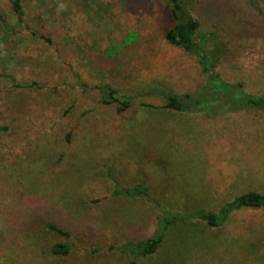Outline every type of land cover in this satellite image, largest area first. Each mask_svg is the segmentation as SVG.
<instances>
[{
  "label": "rangeland",
  "instance_id": "1",
  "mask_svg": "<svg viewBox=\"0 0 264 264\" xmlns=\"http://www.w3.org/2000/svg\"><path fill=\"white\" fill-rule=\"evenodd\" d=\"M21 3L25 25L0 0L19 32L0 25V74L28 87L12 96L11 117L31 115L49 131L31 126L35 137L0 146V264H264V209L243 208L218 228L170 226L151 256L121 250L155 236L157 205L218 213L241 194L264 193V111L179 113L145 96L155 84L185 95L206 82L196 57L166 40L176 23L166 1ZM184 8L201 21L197 42L221 77L263 96L264 0H184ZM105 85L134 96L133 107L100 104L119 95ZM137 186L150 200L114 194ZM61 243L70 254H50Z\"/></svg>",
  "mask_w": 264,
  "mask_h": 264
},
{
  "label": "trees",
  "instance_id": "2",
  "mask_svg": "<svg viewBox=\"0 0 264 264\" xmlns=\"http://www.w3.org/2000/svg\"><path fill=\"white\" fill-rule=\"evenodd\" d=\"M168 10L171 12L175 19L174 27L171 28L167 35L166 40L169 44L178 46L189 52L196 57V60L201 66L203 77H205V85L198 88L195 93H187L185 95H179L173 93L172 90L165 88L161 85H152L147 91H145L146 97H155L163 101V104L159 106L164 110H171L174 112L198 114L202 111H207L209 108L220 107L231 110H257L264 111V95L257 96L247 93L245 86L242 83H238L236 86L225 81L220 73L217 71L215 63L209 58L204 48L197 42L196 35L201 29V21L196 15H192L184 8V0H165ZM14 13L17 16V20L23 23V8L21 0H10ZM198 14V12H197ZM25 25V23H23ZM0 25L3 31L8 34H19L10 23L4 19L0 14ZM26 27V26H25ZM242 34V32H240ZM211 60V61H210ZM0 144L1 147H7L4 144L6 141H11L17 136L33 135L31 126L36 127V135L48 134L49 128L42 121L35 122L31 115H27L26 119L22 121L17 114L13 117L12 108V96L16 94L24 93L26 88L16 83L15 79L6 74H0ZM103 88L111 94H119L117 99L106 100L101 98L100 104L105 106H112L115 103L119 105L118 111L123 113L134 105L135 97L125 93L118 92L116 89H112L110 85H105ZM208 101V102H206ZM141 106H149L145 102H140ZM221 105V106H218ZM202 108V109H201ZM34 134V137H35ZM70 140V136H68ZM12 142V141H11ZM13 143V142H12ZM18 143L14 142V146ZM117 196H124L129 198H145L150 200V193L148 189L143 186H137L133 189L114 191ZM159 210L158 215V229L153 238L144 242L127 244L121 250L132 254L133 256H151L155 254L160 248L163 239L165 237V231L170 226H175L178 223L189 220H200L205 222L209 227L218 228L225 224L230 215L243 208L248 209H264V193L248 192L235 197L232 201L224 204L218 213H213L207 210H196L189 213H174L163 206L157 205ZM39 221L37 217L38 224ZM34 224V223H33ZM48 229L54 233L62 236L69 237V234L60 229L57 225L48 224ZM70 247L67 244H57L51 250L50 254L66 257L70 254Z\"/></svg>",
  "mask_w": 264,
  "mask_h": 264
}]
</instances>
